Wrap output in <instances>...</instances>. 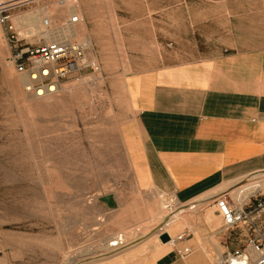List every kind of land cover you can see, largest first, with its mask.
<instances>
[{
    "label": "rangeland",
    "instance_id": "374dc122",
    "mask_svg": "<svg viewBox=\"0 0 264 264\" xmlns=\"http://www.w3.org/2000/svg\"><path fill=\"white\" fill-rule=\"evenodd\" d=\"M14 2L22 3L11 5ZM230 3L0 0V264H91L131 246L111 252L107 242L117 236L128 243L139 238L137 242L145 247L158 243L148 238L166 218L164 223L173 220L174 210L189 205L172 204L171 197L139 199L136 194L122 138L124 123L133 111L126 87L141 74L174 62L167 54L178 53L181 59L196 56L197 49L211 52L214 43L229 45ZM73 9L80 19L75 39L91 41L99 72L70 77L64 81L65 90L46 99L28 96L22 77L5 64L11 52L10 33L1 18L8 17L14 33L26 43L39 45L43 38L28 33L26 25L18 28L15 19L36 10L50 11L41 21L47 18L58 26ZM190 19L208 20L199 25L200 34L212 36L221 28V39L192 36ZM262 182L264 171L225 183L205 200L192 202L194 209L180 214L198 228L197 241L190 232L210 262L217 255L214 250H225L220 243L226 241L229 250L241 247L246 234L245 229L232 236L222 232L216 200L224 197L236 206L234 193ZM256 191L264 193V188ZM108 194L116 199L112 209L105 205ZM212 210L216 226L204 221L205 212ZM145 216L148 220L142 221Z\"/></svg>",
    "mask_w": 264,
    "mask_h": 264
},
{
    "label": "crops",
    "instance_id": "0c3cea01",
    "mask_svg": "<svg viewBox=\"0 0 264 264\" xmlns=\"http://www.w3.org/2000/svg\"><path fill=\"white\" fill-rule=\"evenodd\" d=\"M230 2L229 45L214 43L211 52L197 49L196 56L181 59L178 53L167 54L175 61L126 87L133 111L122 138L139 199L171 197L172 204H189L225 183L264 171V0ZM207 21L190 19V34L221 39V28L212 36L200 34L199 25ZM106 200L112 209L116 199L108 194ZM213 212H205L204 221L216 226ZM165 223L148 238L157 244L145 247L138 238L128 249L91 264H213L193 240L190 231L196 241L200 233L189 217L170 225L174 238ZM161 233L172 241L180 234L185 238L171 247L172 241H159ZM226 243H220L224 251Z\"/></svg>",
    "mask_w": 264,
    "mask_h": 264
},
{
    "label": "built area",
    "instance_id": "2783aa9c",
    "mask_svg": "<svg viewBox=\"0 0 264 264\" xmlns=\"http://www.w3.org/2000/svg\"><path fill=\"white\" fill-rule=\"evenodd\" d=\"M79 22L77 15H70L63 24L53 26L45 18V27L54 32L53 38H43L39 45H31L14 33L8 17L1 18V24L10 33L8 41L11 52L5 64L23 77L25 94L33 98L51 97L62 91L64 81L70 77L99 72L100 65L91 41L86 38L75 39L61 32L63 29L74 30ZM216 206L223 232L232 236L245 229L246 234L241 247L219 252L213 264H264V193L251 195L241 206L228 203L226 198L221 197L216 200ZM184 238L185 234L178 235L171 247L175 240ZM128 242L122 236H117L109 242L111 252L126 248L131 244ZM189 252L190 249L185 248L182 254L187 255Z\"/></svg>",
    "mask_w": 264,
    "mask_h": 264
},
{
    "label": "bare ground",
    "instance_id": "6f19581e",
    "mask_svg": "<svg viewBox=\"0 0 264 264\" xmlns=\"http://www.w3.org/2000/svg\"><path fill=\"white\" fill-rule=\"evenodd\" d=\"M22 2H25V1H22ZM22 2H14V4H11V5H17V4H20ZM45 13H48L49 14L51 12L50 11H47V12H43L42 11L41 12L40 10H36V11H33V12H31V13L23 16V17H20L18 19H15V22H16L18 28H21L23 25H26V26L29 27L28 33H32L33 32L34 34H37L39 36V38H44L46 40H50V39L53 38V33L54 32L52 30H47V28L45 27V24H44V20L41 21V16L43 14H45ZM70 13H71V15L75 14V15H78L79 16V13H78V11L76 9H73ZM73 29L74 30H70V31L67 30V29H63L61 32L63 34H65V35H69L70 37H75V35L77 34V32H76L75 28H73ZM80 31L81 32L83 31L82 26H80ZM94 77L97 78V74H95ZM20 81L23 83V81H24L23 77H22V79L20 78ZM72 85L73 84H69V86H72ZM63 87H65V86H63ZM63 90H65V88ZM46 98H48V97L36 98V99H46ZM261 187L264 188V183L263 182L262 183H255L254 185L253 184H249V185L243 187L241 190H239L238 192L234 193L233 199H234L235 203L237 205H240V206L243 205L244 201L248 197H250L252 194H254L255 191L258 190ZM192 204L193 203H189L188 204L189 206L187 208H184V210H183V208L182 209L181 208H178L177 210H174L173 217H172L173 220H170L168 223H166V225L168 226L166 228V230L169 232V234H171V236L173 235V232L171 233L169 231V229H172L171 228L172 226L173 227H176V225H178V223H179V225L182 224V221L183 220L186 221V216H181L180 217V214L182 213V211H187L188 212L189 210L194 209V207H196V206L195 205H192ZM163 222H162V224H163ZM171 224H172V226H170ZM163 231H165V230H163ZM115 238L116 237H111L110 240L113 241ZM172 238H174V236H172ZM171 241L172 240L170 239V242ZM106 247L111 248L109 246V242H107ZM111 250H112V248H111Z\"/></svg>",
    "mask_w": 264,
    "mask_h": 264
},
{
    "label": "water",
    "instance_id": "95a60500",
    "mask_svg": "<svg viewBox=\"0 0 264 264\" xmlns=\"http://www.w3.org/2000/svg\"><path fill=\"white\" fill-rule=\"evenodd\" d=\"M169 236H168V234L167 233H161V234H159V236H158V239H159V241L161 242V243H166V242H168L169 241Z\"/></svg>",
    "mask_w": 264,
    "mask_h": 264
}]
</instances>
